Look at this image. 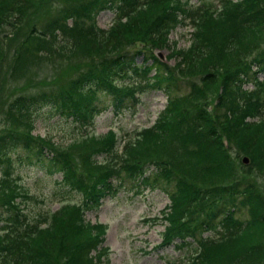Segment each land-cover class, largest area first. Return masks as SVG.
Here are the masks:
<instances>
[{
    "label": "trees",
    "instance_id": "obj_1",
    "mask_svg": "<svg viewBox=\"0 0 264 264\" xmlns=\"http://www.w3.org/2000/svg\"><path fill=\"white\" fill-rule=\"evenodd\" d=\"M197 1L200 4L191 6L188 0H84L70 8L71 15L66 8L60 9V15L44 29L25 21L21 42L27 36L26 41L39 43L43 52L54 45L62 53L99 56L100 61L65 91L54 95L68 82L58 83V77L54 93L46 90L35 99L18 102L17 113L30 107L54 111L78 129L79 140L73 147L80 149L79 155L102 152L104 156L100 162L88 156L80 159L81 175L67 151L57 150L49 138L32 136L29 126L0 134V168L9 164L7 152L12 148L41 160L44 149L51 153L49 160L45 158L46 168L52 164L48 171L61 174L63 185L79 192L86 207L97 204L113 184L125 178L145 185L159 183L169 200L162 211L166 224L161 242L190 244V239L195 244L185 259L169 264H264V186L254 196L240 178L234 180L235 153L228 150L233 145L241 157H248L246 164L238 165L239 174L264 177V77L261 81L254 77L255 88L249 92L239 88L250 62L264 71V52L258 57L250 55L264 40V0H218L217 10L210 2ZM41 4L0 0V21L21 27L24 16L35 13ZM106 6L116 11V19L107 28H99L93 18ZM66 17L73 18L72 26H67ZM186 18L193 27L189 44L169 47L168 30ZM85 20L90 23L85 25ZM137 42L146 44L142 54L151 60L149 69L142 70L143 66L131 61L140 51L123 50ZM151 47L167 48L174 66L167 68L156 57L150 58ZM150 69L153 77H145ZM126 70L130 75L138 73L139 79L120 81L119 77L128 74ZM175 70L179 78L197 79L184 94L170 89L174 76L166 81ZM145 82L166 95L165 106L151 126L134 130L129 139L124 137L119 149L113 148L119 143L114 131L95 138L82 129L88 124L91 130V94L103 90L118 107L132 97L134 87L141 89ZM211 98L216 100L212 112L206 110ZM240 154L235 156L240 159ZM7 175L2 170L0 264H108L102 224L86 221L83 209L75 203H62L42 215L27 213L14 202L22 193ZM218 189L222 193L211 203L208 196ZM205 230L213 234L202 237Z\"/></svg>",
    "mask_w": 264,
    "mask_h": 264
},
{
    "label": "rangeland",
    "instance_id": "obj_2",
    "mask_svg": "<svg viewBox=\"0 0 264 264\" xmlns=\"http://www.w3.org/2000/svg\"><path fill=\"white\" fill-rule=\"evenodd\" d=\"M30 1L33 4L42 1V4L35 13L24 16L21 27L9 24L8 21L5 23L0 21V134L4 135L8 132L5 130L24 131L31 126L29 130L32 136L43 138L45 141L49 138L57 150H61L63 153L67 151L72 163H76L75 171L82 175L83 167L79 169L82 165L80 159L88 156L90 159L100 162L104 154L92 152L79 155L80 149L73 147L74 143L79 140V131L71 125L70 120L61 118L60 115L56 117V114L52 115L51 111L44 108L34 110L35 108L30 107L26 108L23 114H18L17 107L20 104L18 102L35 99L40 95V92L47 90L49 93H54L57 89L58 77V83L68 82L62 88L63 90H57L54 95L65 91L71 86V82L88 68L90 63L100 61V57L90 58L81 53H62L54 45L50 51L47 49L43 52L39 50V43L27 42V36H24L23 40L25 41L21 42V31L25 29V21H33L37 28L44 29L47 23L60 15V9L66 8L67 14L71 15L70 8H74L77 3L84 0ZM212 1L215 2V0ZM190 3H196V0H190ZM67 18H64L66 24H72L73 18L70 17V20ZM94 19L95 26L105 28L113 19V11L106 8V10L97 13ZM85 21L88 24V20ZM191 30L192 28L188 24L177 25L171 30L168 37L170 40H175L176 47H184L189 42ZM46 41L51 42L49 38H46ZM145 48L146 44L137 42L123 50L136 49L140 51L141 53L132 55L130 59L131 61L136 60L137 64L143 61V70H146L148 67L147 58L142 54L147 51ZM167 52L168 49L157 51V58L162 61V65L172 68L174 66L173 59H165ZM262 52H264V40L250 55L258 57ZM39 54H43V56L38 57ZM127 73L130 74L129 71ZM254 75L259 79L262 77L261 73H254ZM138 76L139 74L132 73L121 80L123 82L137 81ZM173 76L174 81H172L170 89L177 94L186 93L190 84L197 80L193 77L179 78L175 70L174 75L171 74L166 81H169ZM241 87L250 90L252 83H245ZM164 99L165 96L161 91L144 89L139 93V99L133 103V107L114 112L109 106V96L104 93L95 94V96L91 94L89 102L92 103L93 108L91 113L88 112V115L93 116V125L91 130H89L88 124L83 125L82 129L88 130L95 138L102 136L107 130L116 132L117 137L126 138L135 129L151 125L157 112L163 107ZM215 102L216 100L211 98L206 110L211 111ZM223 142L227 145L224 137ZM45 144L43 143L42 146L45 147ZM88 145L89 143L86 144V146ZM120 145L121 143L116 145L117 148H113L119 149ZM228 150H231L236 156L240 154L233 145L229 146ZM7 153L10 157L9 164L1 166L0 177L2 170H7L9 175L4 177L12 178L18 185L22 195L19 200H14L16 205L21 206L27 213L44 214L56 209L62 202L79 204L84 210L86 220L98 221L103 224L105 235L102 245L105 248L106 256H108V264H169L168 262L189 254V248L193 246L190 239H188L190 244H178L176 240L171 241L170 244L160 242L166 223L163 220L159 221V215L161 209L168 204L163 185L154 182L145 185L142 182L137 183L132 179L125 178L116 185L115 192L103 198L101 203L98 201L93 207L87 208L82 203L79 192L69 190L58 182L60 177L57 173L48 172L52 164L46 168L43 160H37L32 155L26 157L25 153L17 147ZM235 155L232 154V162L235 163L234 176L237 178L234 180L237 181L240 178L239 181L246 185V191L256 196L260 192V187L264 186V177L257 174L243 177L239 174L238 165L244 164ZM247 161L246 157L243 162ZM220 193L222 192L218 189L208 196L211 203L215 201L216 197H220ZM232 196L238 200L235 193ZM261 201H264V196L261 197ZM205 234L212 233H203V235Z\"/></svg>",
    "mask_w": 264,
    "mask_h": 264
},
{
    "label": "water",
    "instance_id": "obj_3",
    "mask_svg": "<svg viewBox=\"0 0 264 264\" xmlns=\"http://www.w3.org/2000/svg\"><path fill=\"white\" fill-rule=\"evenodd\" d=\"M246 157L243 158L242 162L245 160Z\"/></svg>",
    "mask_w": 264,
    "mask_h": 264
}]
</instances>
